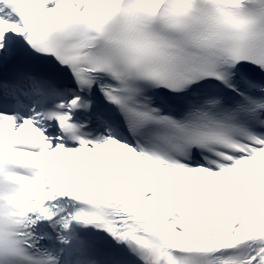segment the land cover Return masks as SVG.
<instances>
[{
	"label": "snow or ice",
	"instance_id": "6c2138e0",
	"mask_svg": "<svg viewBox=\"0 0 264 264\" xmlns=\"http://www.w3.org/2000/svg\"><path fill=\"white\" fill-rule=\"evenodd\" d=\"M0 264H264V0H0Z\"/></svg>",
	"mask_w": 264,
	"mask_h": 264
}]
</instances>
